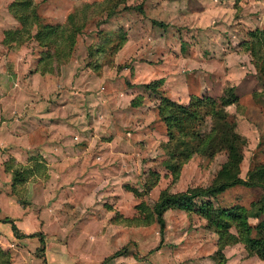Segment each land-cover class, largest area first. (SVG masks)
<instances>
[{
    "label": "rangeland",
    "instance_id": "rangeland-1",
    "mask_svg": "<svg viewBox=\"0 0 264 264\" xmlns=\"http://www.w3.org/2000/svg\"><path fill=\"white\" fill-rule=\"evenodd\" d=\"M12 1L0 0L8 264H100L123 247L111 264H217L218 234L198 211L233 209L250 227L264 222V77L249 35L264 27V0H32L24 22L8 10ZM38 24L58 26L60 38L39 45ZM189 95L202 101L190 122L197 138L175 158L181 133L163 119L174 108L158 106L161 98L185 105ZM229 162L226 177L251 186L197 197L190 210L167 208L160 239L151 211L159 193L221 182ZM227 231L225 264H264L234 222Z\"/></svg>",
    "mask_w": 264,
    "mask_h": 264
},
{
    "label": "trees",
    "instance_id": "trees-1",
    "mask_svg": "<svg viewBox=\"0 0 264 264\" xmlns=\"http://www.w3.org/2000/svg\"><path fill=\"white\" fill-rule=\"evenodd\" d=\"M31 5L32 0H13L8 4V10L12 13L16 20L24 22L27 20L28 13L32 12ZM9 32L10 31H5V34H8ZM249 35L256 40L261 51L259 62L254 64V68L260 76L264 77V27L250 31ZM60 36L61 32L58 26H51L47 24H38L36 33L34 34V38L39 45H45L47 43L57 41ZM118 46L119 45H116V47ZM157 83H159V81L147 83L144 86L148 89L154 90V84L157 85ZM223 100L224 99H221V101ZM201 105V98L194 95H189L188 101L185 105L176 104L167 99L161 98V105L158 106L159 111H162L167 107V109L171 107L174 108V112L168 113V115L164 116L163 119L167 120V122H169L171 125L174 124L172 126L176 127L177 133H181V135H179V139L175 141L173 147L174 151L181 145H183V150H191L188 149V144L186 143L188 141H194L197 138V134L194 132V124H190V122L197 120V112ZM184 137H187V141L183 140ZM179 154H181V152ZM232 154L233 153L231 150L228 156L230 157ZM173 156H175V158H179V155L176 153V151L173 152ZM228 165L230 166V162L218 172V176H221L224 178V180L221 182H214L204 189L195 187L188 188L185 191L178 193H169L166 191H161L159 193L156 200L152 203L151 211L154 215V220L158 225L160 239H162L164 230L163 212L167 208L190 210L193 208V200L197 197L209 196L211 194L223 191L225 188L233 185L251 186V184L247 183L236 175L229 178L226 177ZM165 166L172 171L168 163H165ZM260 187L262 191L260 203L262 206H264V185H260ZM132 191L135 193L134 190ZM198 212L215 227L218 234L217 250L215 252L218 260L217 264H225L224 258L220 252L219 243L224 241L227 237V229L231 221L236 224L238 237L248 253H252L259 259L264 260V222L259 223L257 226L250 227L245 221V216L243 214L237 213L233 209H202ZM123 220L128 223H137L139 219L129 218ZM2 221L9 223L12 234L15 237H18V230L13 222L8 218H4ZM35 236H37L38 242L40 244L38 251L42 253L44 250L43 237L39 233ZM124 250L125 248L123 247L120 250L114 251L110 255L104 257L100 264H111L113 259L122 254ZM42 261H44V259H42ZM0 264H8V255L2 250H0Z\"/></svg>",
    "mask_w": 264,
    "mask_h": 264
},
{
    "label": "crops",
    "instance_id": "crops-1",
    "mask_svg": "<svg viewBox=\"0 0 264 264\" xmlns=\"http://www.w3.org/2000/svg\"><path fill=\"white\" fill-rule=\"evenodd\" d=\"M0 116H1V113H0ZM7 129H8L7 123L4 120H1L0 118V132L3 130H7Z\"/></svg>",
    "mask_w": 264,
    "mask_h": 264
}]
</instances>
